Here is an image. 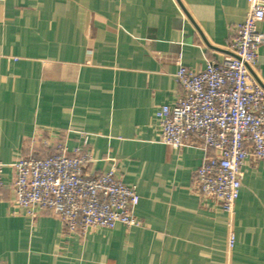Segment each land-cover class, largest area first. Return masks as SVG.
Returning <instances> with one entry per match:
<instances>
[{
  "label": "crops",
  "instance_id": "crops-1",
  "mask_svg": "<svg viewBox=\"0 0 264 264\" xmlns=\"http://www.w3.org/2000/svg\"><path fill=\"white\" fill-rule=\"evenodd\" d=\"M246 13V0L0 1V264H264V162L244 167L230 250V219L192 189L201 143L163 145L154 117L180 97V67L228 55ZM255 76L264 88V46ZM85 136L89 172L135 186L141 227L82 237L14 204L18 158L49 154L43 140L72 151Z\"/></svg>",
  "mask_w": 264,
  "mask_h": 264
},
{
  "label": "built area",
  "instance_id": "built-area-1",
  "mask_svg": "<svg viewBox=\"0 0 264 264\" xmlns=\"http://www.w3.org/2000/svg\"><path fill=\"white\" fill-rule=\"evenodd\" d=\"M246 2L245 19L229 43L233 56L196 72L180 67L175 75L180 97L154 114L163 145L179 150L191 138L201 143L206 156L194 172L192 189L230 219V250L244 167L264 162V88L252 75L264 46V32L257 30L264 21V0ZM42 143L52 150L49 154L30 150L12 164L14 204L26 217H56L66 233L82 237L117 225L141 227L134 215L139 203L135 186L123 183L114 170L89 172L92 156L86 136L72 151L60 139ZM3 167L0 163V188Z\"/></svg>",
  "mask_w": 264,
  "mask_h": 264
},
{
  "label": "water",
  "instance_id": "water-1",
  "mask_svg": "<svg viewBox=\"0 0 264 264\" xmlns=\"http://www.w3.org/2000/svg\"><path fill=\"white\" fill-rule=\"evenodd\" d=\"M228 55H231V56H233L231 53H228ZM252 75L254 76V78L256 79V81H257V78H256V76L252 73ZM258 82V81H257ZM262 87V86H261ZM263 88V87H262Z\"/></svg>",
  "mask_w": 264,
  "mask_h": 264
}]
</instances>
